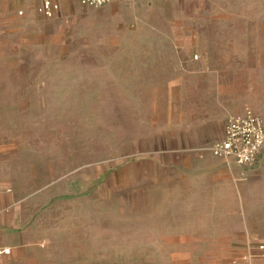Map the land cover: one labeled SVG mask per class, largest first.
Segmentation results:
<instances>
[{"label":"rangeland","instance_id":"rangeland-1","mask_svg":"<svg viewBox=\"0 0 264 264\" xmlns=\"http://www.w3.org/2000/svg\"><path fill=\"white\" fill-rule=\"evenodd\" d=\"M173 11L170 0H65L47 18L5 1L0 264H232L246 255L207 245L229 234L214 221L239 217L185 215L199 200L170 195L177 173L156 157L181 92L167 52L183 32ZM247 218L264 227V216ZM10 232L14 246L5 245Z\"/></svg>","mask_w":264,"mask_h":264},{"label":"crops","instance_id":"crops-1","mask_svg":"<svg viewBox=\"0 0 264 264\" xmlns=\"http://www.w3.org/2000/svg\"><path fill=\"white\" fill-rule=\"evenodd\" d=\"M5 1L0 0V14ZM10 1L30 3L39 13L32 0ZM170 1L174 21L183 28L171 37L180 47L167 51L174 57L177 72L171 82L181 83V92L177 90L167 123L161 125L156 157L163 167L177 173L169 177L175 180L167 188L170 195L190 192L199 200L189 207L198 211L185 215L239 217L238 221H214L212 230L229 234L224 239H208L207 245L242 247L247 256L264 242V227L251 225L247 218L252 213L264 216V149L256 165L244 166L217 157L212 147L224 137L231 117L249 109L264 117V15L262 11L247 14V9L263 8V0L259 4L253 0ZM64 2L60 1L57 14ZM234 200L239 201L235 204ZM17 238L15 232L7 233L5 245H16ZM188 242L196 246L195 241ZM256 264H264V259H256Z\"/></svg>","mask_w":264,"mask_h":264},{"label":"built area","instance_id":"built-area-1","mask_svg":"<svg viewBox=\"0 0 264 264\" xmlns=\"http://www.w3.org/2000/svg\"><path fill=\"white\" fill-rule=\"evenodd\" d=\"M38 11L47 18L56 16L62 0H32ZM84 6L98 7L116 0H79ZM24 14V11H20ZM198 58V56H196ZM264 149V117L249 109L245 113L231 117L226 125L225 135L212 147L220 158L239 165L254 166ZM264 259V243H258L254 251L244 257L233 259V264H256V259Z\"/></svg>","mask_w":264,"mask_h":264}]
</instances>
